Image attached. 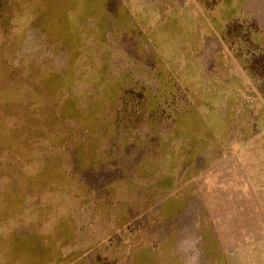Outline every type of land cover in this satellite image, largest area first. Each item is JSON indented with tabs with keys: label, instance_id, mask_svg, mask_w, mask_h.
<instances>
[{
	"label": "rangeland",
	"instance_id": "1",
	"mask_svg": "<svg viewBox=\"0 0 264 264\" xmlns=\"http://www.w3.org/2000/svg\"><path fill=\"white\" fill-rule=\"evenodd\" d=\"M5 186L0 264H264V0H0Z\"/></svg>",
	"mask_w": 264,
	"mask_h": 264
},
{
	"label": "crops",
	"instance_id": "2",
	"mask_svg": "<svg viewBox=\"0 0 264 264\" xmlns=\"http://www.w3.org/2000/svg\"><path fill=\"white\" fill-rule=\"evenodd\" d=\"M8 188H6V186L4 187V188H0V192L1 191H6ZM5 214H7V213H5ZM3 208L2 207H0V221H2L3 220ZM66 225H68L67 224V222L66 221H61V222H59V226H58V228H57V237H59V239H60V236H61V233H63L64 231L63 230H65V228L64 227H66ZM70 226H71V229H72V232H73V230H74V223H72V224H70ZM13 231V230H12ZM18 231H19V229L18 228H15L14 229V233L13 234H9V236H7V244L6 243H4V242H2V237L0 236V238H1V243H0V253H1V250H2V248L4 247V246H7V247H9V248H12V247H14V248H16V246H17V244H18V240H19V233H18ZM71 231V230H70ZM67 234H71V236H72V234H74V233H70L69 231H68V233ZM30 235L31 234H26V235H24V236H22V238L23 239H25L24 241H27V240H29V238H30ZM12 240L13 241H15V242H12ZM58 246V244H56V247ZM139 255H137L135 258H134V260L136 261V263H139V261H140V259H141V256H139ZM0 260H1V258H0ZM134 260H133V262H134ZM78 263H80V264H99L100 262L98 261V258H97V256H93V255H87V256H84V255H81L80 257H79V259H78V261H77Z\"/></svg>",
	"mask_w": 264,
	"mask_h": 264
}]
</instances>
